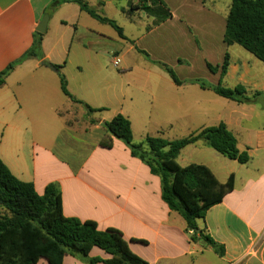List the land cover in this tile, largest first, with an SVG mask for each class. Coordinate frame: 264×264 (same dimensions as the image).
<instances>
[{
	"label": "crops",
	"instance_id": "obj_1",
	"mask_svg": "<svg viewBox=\"0 0 264 264\" xmlns=\"http://www.w3.org/2000/svg\"><path fill=\"white\" fill-rule=\"evenodd\" d=\"M53 1L0 0V71L32 47L34 35L46 14L52 9L59 14L50 16L47 30L42 34L44 57L23 61L0 88V127L7 132L4 138L9 144L7 149L0 150V158L11 172L21 181L33 183L39 195L44 194L48 184L56 183L62 193L65 217L94 221L100 230L121 231L132 252L150 264H195L200 255L214 252L213 248L199 239L191 242L192 233L187 231L185 220L162 198L160 177L133 157L122 141L114 139L110 149L101 146V142L111 138L104 124L122 114L131 121L134 142L142 143L148 135L164 137L160 135L163 129L178 133L173 138L176 140L225 123L236 136L240 152L249 155L248 163L229 160L202 141L184 148L177 162L182 167L207 166L223 184L234 175V190L211 208L204 220H198V226L224 245L223 257L214 252L219 264H264V63L254 56L244 62L234 59L231 50L235 45L224 44L231 3L223 11L212 12L202 1L194 12L211 17V24L216 17L220 19L223 30L219 37L226 46L225 54L230 56L223 80L231 76L237 78L234 87L250 85L254 90L247 95L258 94L256 102L239 104L213 91H191L187 86L199 85L194 81L200 79L178 78L181 84L173 82L167 90L151 86L152 94L144 110L137 114L124 110L128 101L134 104V98H123L121 88L112 85L106 59L114 58V65L120 59L124 63L125 54L136 50L162 69L160 64L169 66L151 58L139 47L143 36L128 34L113 18L102 13L116 5L130 21L148 23L149 34L178 20L189 35L188 43L182 45L186 49L196 48L199 53L203 42L191 30L190 26L194 29L195 24L188 14L177 16L164 0H126L125 6L120 5V0H85L98 15L115 21L123 29L125 38H121L112 26L94 19L78 4L61 0L55 9L51 8ZM219 2L215 0L213 4ZM186 59H175V62L182 65ZM204 62L209 70L211 63ZM48 63L62 67L72 96L100 111L83 113L81 105L63 94L59 74ZM211 73L219 77V84L220 73ZM150 80L148 85L157 87V82ZM111 107L115 109L109 116L94 115L108 113ZM153 109H166L168 119L153 123L150 114ZM142 113V126H136ZM253 120L257 125L251 124ZM28 144L32 170L24 160L26 157L21 155V149ZM12 148H16V154L11 153ZM90 257L106 259L108 255L95 247ZM38 264L48 262L41 259ZM63 264L88 263L67 255Z\"/></svg>",
	"mask_w": 264,
	"mask_h": 264
},
{
	"label": "trees",
	"instance_id": "obj_2",
	"mask_svg": "<svg viewBox=\"0 0 264 264\" xmlns=\"http://www.w3.org/2000/svg\"><path fill=\"white\" fill-rule=\"evenodd\" d=\"M79 5L82 11L102 23L112 26L125 38L123 29L115 21L98 15L85 0H64ZM61 0H54L51 8H58ZM43 35L35 33L32 47L20 59L0 71V88L8 76L23 61L29 58L42 59ZM227 46L239 45L256 59L264 63V0H231L223 38ZM49 64V63H48ZM52 65V64H49ZM176 85H180L173 69L160 64ZM230 65V56L225 54L222 65L208 68L220 73V82L211 86L196 80L204 90H211L218 96L237 102H256L257 95L248 97L243 85L228 88L222 85ZM60 77L61 90L74 103L83 106L88 113L100 110L76 99L68 91L67 79L61 66L52 65ZM111 138L101 142V146L112 148L113 140L122 141L131 155L140 159L153 175L160 177L162 198L168 207L180 214L191 232V242L198 239L211 246L223 257L225 247L217 243L198 226L207 212L223 202L225 196L235 188L234 175L226 183H220L214 173L204 165L182 167L177 162L181 151L199 141L229 160L240 164L249 161L246 152L238 149L236 136L225 123L206 127L188 137L166 140L160 136L148 135L142 143H135L131 121L122 114L116 115L104 124ZM0 264H38L45 259L48 264H63L65 256L78 257L88 264H150L136 255L129 247L123 233L115 228L100 230L94 221H80L67 218L63 214L62 193L56 183L47 185L44 194L39 195L33 183L18 179L0 158ZM103 250L108 258H91L93 248Z\"/></svg>",
	"mask_w": 264,
	"mask_h": 264
},
{
	"label": "rangeland",
	"instance_id": "obj_3",
	"mask_svg": "<svg viewBox=\"0 0 264 264\" xmlns=\"http://www.w3.org/2000/svg\"><path fill=\"white\" fill-rule=\"evenodd\" d=\"M166 5L174 11L177 16H182L184 14H188V18L191 23H194V29L192 26L191 30L197 33V39L203 42L201 47V51L198 53L196 48H184L182 45L183 42H187V30L185 26L181 24L178 20L169 23L153 34H149L146 30L148 23L145 21H138V23H134L130 21V17L127 14L122 13L121 10L117 9V6H110L105 10L104 16L113 18L117 22L119 26L125 29L128 34H133L135 36L141 37L139 42V47L145 50L151 58H155L161 62H164L170 68L174 70L176 75L181 80H191V79H200L207 84L217 85L219 77L217 75L212 74L206 67L205 62H209L213 65L222 64L226 46L222 44V40L219 37H222V26L220 25V19L218 17L215 18V23L211 24V17H205L203 14L195 15V8L201 5L200 2L205 3V7L208 10L214 12V10L220 9L225 10L227 4H230V0H220L217 5L213 4L215 0H164ZM126 0H120V5L125 6ZM49 18L51 15H59L55 10L49 12ZM44 18V17H43ZM146 18V15H144ZM186 17V19L188 20ZM211 18V19H210ZM146 20V19H145ZM55 19L51 21L50 30L51 32L54 30ZM110 27V26H108ZM142 28V29H141ZM112 29V28H111ZM199 29V30H198ZM197 30V31H196ZM114 31V30H113ZM188 43V42H187ZM114 44V43H113ZM125 52V51H124ZM232 57L234 59H240L241 62H244L248 58H253L249 52L243 49L239 45H235L231 50ZM119 57V56H118ZM182 58L186 61L183 62L182 65H178L175 62V59ZM204 59V60H203ZM114 58L106 59V66L110 73V81L112 85L117 89H120V94L123 98L125 97L127 100L132 96L134 98V104L130 105L129 101L124 105L125 111H130L135 113H139L144 110L145 104L152 94L150 92V87L154 86V89H162L167 90L169 85H173V80L169 76V74L162 69L157 64L152 63L150 59L146 56L138 53L136 50L128 51L125 54L124 63H122L120 59V63H113ZM108 76V73H106ZM150 79H154L157 82L156 85H148V82H151ZM236 77H227L226 80H223L222 85L225 87L232 88L237 83ZM247 92L252 94L254 90L250 85L245 86ZM187 89L191 91H211L204 90L200 87V85L192 84L188 85ZM113 92V91H111ZM155 93V91H153ZM121 100V99H120ZM264 102V100H263ZM137 104V106H136ZM117 106V105H115ZM119 106V105H118ZM82 112L86 114V109L82 107ZM108 109V108H107ZM115 107H111L108 113L103 114H94L97 117L108 116L111 115L114 111ZM81 113L84 117L85 114ZM151 118L153 123L157 122H165L168 119V112L166 109H153L151 111ZM141 115V114H140ZM138 119L136 126H142V118ZM111 118V117H110ZM109 118V119H110ZM251 124L257 125V121H251ZM152 127H155L152 125ZM139 128V127H138ZM152 131V130H151ZM164 137L162 138L166 140H173L178 133L170 132L167 129L160 130ZM4 136H7V132L4 133V129L0 127V150L7 149L9 144L6 143V139ZM31 148L28 145H24L21 149V155L26 157L25 162L28 165L29 169L32 170L31 167V159H29V154ZM11 153H17L16 148L11 149ZM6 211L0 209V215L5 214ZM217 256L214 252H206L204 255H200L198 257V261L195 264H219Z\"/></svg>",
	"mask_w": 264,
	"mask_h": 264
},
{
	"label": "water",
	"instance_id": "obj_4",
	"mask_svg": "<svg viewBox=\"0 0 264 264\" xmlns=\"http://www.w3.org/2000/svg\"><path fill=\"white\" fill-rule=\"evenodd\" d=\"M48 21H49V15L46 14L44 18L42 19L40 26L37 28L38 33L44 34L46 32ZM45 60L48 61V59H45Z\"/></svg>",
	"mask_w": 264,
	"mask_h": 264
},
{
	"label": "built area",
	"instance_id": "obj_5",
	"mask_svg": "<svg viewBox=\"0 0 264 264\" xmlns=\"http://www.w3.org/2000/svg\"><path fill=\"white\" fill-rule=\"evenodd\" d=\"M115 65H116V63H115ZM117 66V65H116Z\"/></svg>",
	"mask_w": 264,
	"mask_h": 264
}]
</instances>
